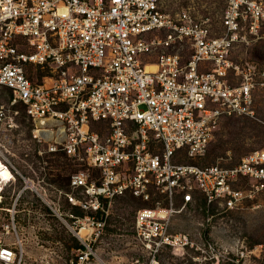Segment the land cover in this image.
<instances>
[{
    "label": "built area",
    "instance_id": "built-area-1",
    "mask_svg": "<svg viewBox=\"0 0 264 264\" xmlns=\"http://www.w3.org/2000/svg\"><path fill=\"white\" fill-rule=\"evenodd\" d=\"M263 30L264 0H0V127L26 122L39 159L74 166L65 199L84 215L69 216L90 230L68 264H106L93 242L118 198L141 201L131 264H160L196 245L174 227L189 205L221 214L264 192V144L230 166L197 163L222 119L257 118L264 67L234 54ZM26 245L13 215L0 264H35Z\"/></svg>",
    "mask_w": 264,
    "mask_h": 264
},
{
    "label": "rangeland",
    "instance_id": "rangeland-1",
    "mask_svg": "<svg viewBox=\"0 0 264 264\" xmlns=\"http://www.w3.org/2000/svg\"><path fill=\"white\" fill-rule=\"evenodd\" d=\"M253 50L264 67V39L254 48H238L234 55L250 57ZM6 98V92H0V103ZM255 101L257 118L222 119L198 164L230 166L264 144V87L255 91ZM28 140L31 136L26 122L12 130L0 127L4 155L35 188H27L24 178L15 174V169L12 172L0 157V234L14 215L19 234L26 240L28 260L35 264H68L82 245L69 226L76 228L75 219L69 215H84L65 199L64 193L70 190L67 176L74 166L61 159L43 162ZM245 184L241 181L236 186ZM140 204L139 199L132 197L116 199L106 225L98 228L102 234L93 245L98 258L106 264H131L141 253L132 236ZM174 224L177 231L189 234L196 245L185 253L181 249L164 252L160 264H264V192L221 214L208 211L204 200H198L177 214ZM209 245L215 248L216 255Z\"/></svg>",
    "mask_w": 264,
    "mask_h": 264
},
{
    "label": "bare ground",
    "instance_id": "bare-ground-1",
    "mask_svg": "<svg viewBox=\"0 0 264 264\" xmlns=\"http://www.w3.org/2000/svg\"><path fill=\"white\" fill-rule=\"evenodd\" d=\"M27 180V179H26ZM34 188L33 186V183L32 181H29L27 180V188ZM35 189V188H34ZM71 227V226H70ZM71 229L77 234V235H80V236H84L85 234H87V232L90 230H88L86 227H76V228H73L71 227Z\"/></svg>",
    "mask_w": 264,
    "mask_h": 264
}]
</instances>
